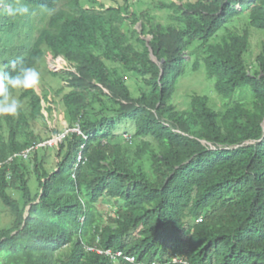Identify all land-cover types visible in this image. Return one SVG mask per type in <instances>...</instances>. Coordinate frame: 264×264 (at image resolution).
I'll use <instances>...</instances> for the list:
<instances>
[{"label": "trees", "instance_id": "16d2710c", "mask_svg": "<svg viewBox=\"0 0 264 264\" xmlns=\"http://www.w3.org/2000/svg\"><path fill=\"white\" fill-rule=\"evenodd\" d=\"M107 1L20 0L26 14L0 13L2 72L16 61L65 81L52 98L62 133L81 131L53 147L57 161L44 145L6 162L42 140L32 126L48 100L11 91L20 106L0 115V199L11 213L0 264H264V43L247 59L250 30L264 35V0L155 1L165 22ZM47 54L76 72L49 69ZM187 62L205 67L223 108L196 92L187 107L174 103Z\"/></svg>", "mask_w": 264, "mask_h": 264}, {"label": "rangeland", "instance_id": "374dc122", "mask_svg": "<svg viewBox=\"0 0 264 264\" xmlns=\"http://www.w3.org/2000/svg\"><path fill=\"white\" fill-rule=\"evenodd\" d=\"M116 0H108L106 2L107 5H109L110 3L113 4V6H117L122 4V0H117L116 2H114ZM131 3V7L130 10L131 11H137L138 13H140L141 11H148L152 16H154L156 19H158L161 22H165L166 21V17H167V10L161 9V8H155L154 7V2L155 1H170V0H129ZM183 1H187V0H183ZM115 4V5H114ZM246 20H242V19H237V21L235 22L237 25L240 24L242 25ZM139 23V24H138ZM138 29H141L140 26V22H138ZM251 47L249 49V52L247 54V59L249 62L254 63L256 61V55L259 53L260 48L262 46V44L264 43V35L262 33L261 30H256L254 28H252L251 30ZM150 35H146L147 41L150 38ZM2 54L0 58L2 59ZM46 61H43L42 63H40L39 65H44ZM68 61L66 60V58L64 56H57L54 57V55H49L47 57V66L50 69L53 68V65H59L61 63H65V70H70V71H76V67L69 65L67 67V63ZM2 64L0 62V72H2L1 70ZM39 73H40V83L38 86L35 87V90L37 91V93H39L40 95L43 94H47V101H43L42 105H43V113H44V118H41L39 120H36V122L34 123V125L32 126V130L39 135L40 138H42V140H39V143H43L46 139V143L54 145L57 144L59 142H53L50 141V137L53 135V129L57 128L59 129L60 132H62L64 130V128L67 127L68 125V121H66L62 116H60L59 114V108H60V104L59 103H55L53 102L52 98L54 99H58V97H54L55 96V90L57 88H59L62 85H65L66 82L61 80L58 76H54L51 75L49 72L46 71V73L42 74L41 73V69L42 68H35ZM52 71V70H51ZM214 80L210 79L207 77L206 75V71H205V67H201L200 69H198L197 71L192 70L191 67V62H187L186 66H185V72L183 74V76L180 78L178 84H177V91L175 92V99H174V103L176 105L179 106V108H185L188 106V101L190 99V95L194 92L198 93V94H202V95H207L208 97H210V104L216 106V108L220 109L223 108L224 103L223 100L221 99V97L218 96V94L215 92L214 90ZM127 83L130 86L131 92L133 96H137L138 95V91H137V86H136V78L134 75H130V78L128 79ZM141 85H143L145 87V85L143 83H141ZM54 89V90H53ZM18 94L16 93L13 98L17 99ZM238 97V96H237ZM244 98H246L244 96ZM50 106V109L46 107ZM169 125H172L171 123H169ZM126 138L129 136L124 135ZM50 141V143H49ZM39 146V144H38ZM44 146V145H42ZM208 146H210L211 148H217L220 146L217 145H213V144H208ZM50 148H46V150H39L40 154H46L47 158L49 157L50 159V163L53 160L57 161V158L55 157V155H53L55 153V149L51 146H47ZM39 148H43L40 147ZM35 148H33L32 150H35ZM51 155V156H49ZM29 186L31 189L32 194H35L38 190H39V186L37 181L35 180V177L33 175L30 176L29 178ZM11 192V191H10ZM16 197L19 198L20 197V193L16 192ZM107 209V207H106ZM10 209L8 207H6L1 199H0V228L4 227V226H9V224L11 223V213L9 211Z\"/></svg>", "mask_w": 264, "mask_h": 264}, {"label": "clouds", "instance_id": "9594fccd", "mask_svg": "<svg viewBox=\"0 0 264 264\" xmlns=\"http://www.w3.org/2000/svg\"><path fill=\"white\" fill-rule=\"evenodd\" d=\"M28 10L27 6L20 4V0H0V13L24 15ZM10 66L14 74L0 72V115L15 116L20 105L19 101L12 97L11 91L34 89L40 83V73L30 66L17 68L16 61H11ZM51 147H58V144Z\"/></svg>", "mask_w": 264, "mask_h": 264}, {"label": "built area", "instance_id": "2783aa9c", "mask_svg": "<svg viewBox=\"0 0 264 264\" xmlns=\"http://www.w3.org/2000/svg\"><path fill=\"white\" fill-rule=\"evenodd\" d=\"M70 130L75 131V132L78 133V134H81V131H80V128H79L78 125H76L75 128L70 129ZM70 130H69V129H66V131H64L63 133L57 134V135L55 136V139H50V141H53V142H60L61 139L63 138V136L67 133V131H70ZM50 141H49V143H50ZM38 144H39V146H42V145L53 146V145H51V144L46 143L45 141H44L43 143H36V144L30 146L29 148L23 150L21 153L16 154L15 156H17V155L20 156V155H21L23 158H27L28 155H29V153L31 152V150H32L33 148H35V147H36V148L39 147ZM57 144H58V143H57ZM54 145H56V144H54ZM78 159H79V160L81 159V155L78 157ZM11 160H12V158H10L9 160H7L6 162H10ZM1 164H3V163L0 162V166H1Z\"/></svg>", "mask_w": 264, "mask_h": 264}, {"label": "bare ground", "instance_id": "6f19581e", "mask_svg": "<svg viewBox=\"0 0 264 264\" xmlns=\"http://www.w3.org/2000/svg\"><path fill=\"white\" fill-rule=\"evenodd\" d=\"M67 3V2H66ZM49 55H52V54H49ZM48 54L46 55V61H47V57L49 56ZM68 63V62H67ZM65 63H61V64H59V65H53V68H51L50 67V69H52V70H54V71H56V72H65V71H70V70H65L66 68H65ZM69 66V63L67 64V67ZM73 66V65H72ZM74 72V71H73ZM76 72V71H75ZM66 131V130H65ZM70 131H72V130H70ZM70 131H67V133L66 134H68ZM65 134V135H66ZM57 135V134H56ZM56 135H52L51 137H50V139H55V136ZM16 154H19V153H16ZM16 154H13L10 158H14L15 157V155ZM9 158V159H10Z\"/></svg>", "mask_w": 264, "mask_h": 264}, {"label": "water", "instance_id": "95a60500", "mask_svg": "<svg viewBox=\"0 0 264 264\" xmlns=\"http://www.w3.org/2000/svg\"><path fill=\"white\" fill-rule=\"evenodd\" d=\"M147 43H148V41H147ZM151 57H152V59H154V61H156L157 62V60H156V58H154L153 56H152V52H151ZM162 74V71H161V73H160V75ZM262 137H264V120H263V135H262ZM259 141V140H258ZM250 142L248 141V142H245V144H249ZM26 215H27V213H26Z\"/></svg>", "mask_w": 264, "mask_h": 264}]
</instances>
